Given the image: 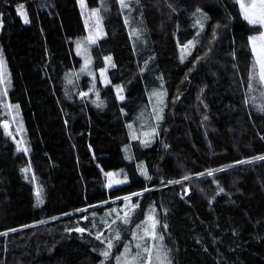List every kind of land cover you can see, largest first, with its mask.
I'll return each instance as SVG.
<instances>
[{"label": "trees", "instance_id": "obj_1", "mask_svg": "<svg viewBox=\"0 0 264 264\" xmlns=\"http://www.w3.org/2000/svg\"><path fill=\"white\" fill-rule=\"evenodd\" d=\"M84 2L101 26L87 60L77 0H0V264H100L90 214L127 199L126 243L151 213L170 264H264L261 26L239 0Z\"/></svg>", "mask_w": 264, "mask_h": 264}, {"label": "rangeland", "instance_id": "obj_2", "mask_svg": "<svg viewBox=\"0 0 264 264\" xmlns=\"http://www.w3.org/2000/svg\"><path fill=\"white\" fill-rule=\"evenodd\" d=\"M78 5L83 12L85 26L88 31L87 39L84 43H80L77 46V52L82 55L86 60L90 57L88 46L94 44L101 32V26L96 15L86 8L84 0H77ZM240 4L245 6L255 3L257 5L254 9H249V18L255 19L260 15V0H239ZM243 16L245 19V11L243 10ZM207 17L202 15L195 25L199 29L204 28ZM246 20V19H245ZM248 21V20H247ZM261 26V32L250 35L249 42L254 57L256 71L259 75V65L256 63L257 56L253 52L254 38L255 47L257 52L261 47H264V40L259 37L264 34V26L259 23H255ZM95 41L94 43L92 41ZM195 41L192 40L186 44L181 50L180 57L185 59L193 48ZM262 82V81H261ZM264 90V82H262ZM149 104L153 116V120L156 122L163 116L165 93L162 87H156L148 93ZM19 122L12 111H9V118L3 125L5 134L8 137L16 138L21 146L22 135ZM22 147V146H21ZM23 148V147H22ZM111 174V176H109ZM106 180L109 187L120 186L125 183L118 173L109 171L105 173ZM127 213V216L125 215ZM136 213V206L132 203V200L127 199L121 206H113L106 209L103 213L90 214L89 224L91 228L99 237L101 243V254L107 251L109 254L107 257H103V261L100 264H170L166 259V256L161 251L159 246V239L157 235V221L154 215L147 213L144 222L141 225H137L130 232V240L126 243L124 228L129 226L130 221ZM125 220L127 222H125ZM119 235V239H116ZM133 240V242H132ZM153 240V241H152ZM109 241L112 242V248H108ZM119 246L118 251L115 250L116 246ZM114 258V259H112ZM113 260V262H111Z\"/></svg>", "mask_w": 264, "mask_h": 264}, {"label": "snow or ice", "instance_id": "obj_3", "mask_svg": "<svg viewBox=\"0 0 264 264\" xmlns=\"http://www.w3.org/2000/svg\"><path fill=\"white\" fill-rule=\"evenodd\" d=\"M121 2L123 3V0H121ZM257 5L255 3L253 4H250V5H247L245 6L244 4H241V8L245 11V19L248 20V22L250 24H255V23H259L261 24L262 26H264V0H260V9H261V12H260V15L257 16L255 19H251L249 18V9H254L256 8ZM17 13L18 15L21 16V18L23 19V22L25 24L29 23V20H28V17H27V14L25 13L24 11V7L23 5H20L18 8H17ZM259 39L261 40H264V34H262ZM93 43L95 42L94 40L92 41ZM254 47H253V52L254 54H256L257 56V60H256V63L259 65V78L262 82H264V47H261L260 51L257 52L256 50V47H255V38H254ZM109 61L111 60V58H107ZM121 99H123V97L121 96L120 97ZM264 110V109H262ZM260 159H264V157H260ZM109 176H111V174H109ZM39 199V197H38ZM42 202V201H40ZM127 216V213L125 214ZM125 222H127L125 220ZM77 231H83L82 229H77ZM99 238V237H98ZM116 239H119V235H117ZM108 248L111 249L112 248V242L109 241L108 243ZM108 252L105 251L104 253H102V255L104 257H107L108 256Z\"/></svg>", "mask_w": 264, "mask_h": 264}, {"label": "water", "instance_id": "obj_4", "mask_svg": "<svg viewBox=\"0 0 264 264\" xmlns=\"http://www.w3.org/2000/svg\"><path fill=\"white\" fill-rule=\"evenodd\" d=\"M0 32H1V29H0ZM186 194H188V192Z\"/></svg>", "mask_w": 264, "mask_h": 264}]
</instances>
